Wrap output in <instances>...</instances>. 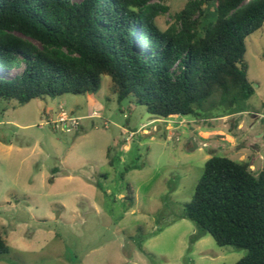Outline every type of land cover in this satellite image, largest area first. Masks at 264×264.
Listing matches in <instances>:
<instances>
[{
  "label": "rangeland",
  "instance_id": "374dc122",
  "mask_svg": "<svg viewBox=\"0 0 264 264\" xmlns=\"http://www.w3.org/2000/svg\"><path fill=\"white\" fill-rule=\"evenodd\" d=\"M187 2L164 0L159 26L168 29ZM245 46L255 93L239 114L157 118L119 102L108 76L96 93L24 106L0 99V235L10 246L0 264L240 261L245 249L210 234L193 240L200 230L181 215L212 156L264 171V28Z\"/></svg>",
  "mask_w": 264,
  "mask_h": 264
},
{
  "label": "trees",
  "instance_id": "16d2710c",
  "mask_svg": "<svg viewBox=\"0 0 264 264\" xmlns=\"http://www.w3.org/2000/svg\"><path fill=\"white\" fill-rule=\"evenodd\" d=\"M163 1L0 0V99L96 93L108 76L119 102L157 118L245 112L255 93L246 39L264 28V0H188L166 30ZM249 167L212 156L181 217L199 228L193 240L210 234L247 251L236 264H264V171ZM126 193L132 205L129 184Z\"/></svg>",
  "mask_w": 264,
  "mask_h": 264
},
{
  "label": "built area",
  "instance_id": "2783aa9c",
  "mask_svg": "<svg viewBox=\"0 0 264 264\" xmlns=\"http://www.w3.org/2000/svg\"><path fill=\"white\" fill-rule=\"evenodd\" d=\"M72 123H75V121H72Z\"/></svg>",
  "mask_w": 264,
  "mask_h": 264
},
{
  "label": "crops",
  "instance_id": "0c3cea01",
  "mask_svg": "<svg viewBox=\"0 0 264 264\" xmlns=\"http://www.w3.org/2000/svg\"><path fill=\"white\" fill-rule=\"evenodd\" d=\"M264 152H262V155H263Z\"/></svg>",
  "mask_w": 264,
  "mask_h": 264
},
{
  "label": "water",
  "instance_id": "95a60500",
  "mask_svg": "<svg viewBox=\"0 0 264 264\" xmlns=\"http://www.w3.org/2000/svg\"><path fill=\"white\" fill-rule=\"evenodd\" d=\"M263 156H264V153H263Z\"/></svg>",
  "mask_w": 264,
  "mask_h": 264
}]
</instances>
